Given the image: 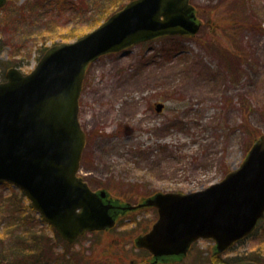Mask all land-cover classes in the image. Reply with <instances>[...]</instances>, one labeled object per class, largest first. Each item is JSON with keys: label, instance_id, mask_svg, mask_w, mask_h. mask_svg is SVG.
<instances>
[{"label": "rangeland", "instance_id": "374dc122", "mask_svg": "<svg viewBox=\"0 0 264 264\" xmlns=\"http://www.w3.org/2000/svg\"><path fill=\"white\" fill-rule=\"evenodd\" d=\"M219 1L191 0L201 22L194 37L155 38L103 54L87 66L78 111L86 144L78 174L93 189L105 188L111 199L131 203L157 191L200 190L238 167L264 134V0H249V14L260 28L233 26L229 35L241 53L230 60L199 40L217 13L224 14ZM126 2L7 0L0 8V80L11 66L29 72L49 45L93 30ZM215 30L214 41L231 46L223 30ZM157 102L164 103L159 112ZM30 206L19 188L0 183L2 264L30 260L26 239H18L23 231L24 237L41 236L45 248L36 264L147 260L134 238L155 219L153 208L123 214L111 232H88L66 245ZM213 246L212 239H199L176 264H214ZM219 256L256 257L264 264V219Z\"/></svg>", "mask_w": 264, "mask_h": 264}, {"label": "water", "instance_id": "95a60500", "mask_svg": "<svg viewBox=\"0 0 264 264\" xmlns=\"http://www.w3.org/2000/svg\"><path fill=\"white\" fill-rule=\"evenodd\" d=\"M199 27L190 0H131L77 39L49 46L29 73L7 70L0 82V182L21 188L62 239L71 243L87 230L108 229L125 209L155 206L158 218L134 243L157 264L184 256L200 237L213 238L223 251L264 215V134L222 180L187 193L156 192L136 206L116 204L76 176L85 144L78 98L86 65L156 36L194 35Z\"/></svg>", "mask_w": 264, "mask_h": 264}, {"label": "trees", "instance_id": "16d2710c", "mask_svg": "<svg viewBox=\"0 0 264 264\" xmlns=\"http://www.w3.org/2000/svg\"><path fill=\"white\" fill-rule=\"evenodd\" d=\"M222 3L223 6V12L224 14L221 13H217L218 19L220 21H217L218 19L214 20V24L212 23L211 25H208V29L210 27V30H206L207 31V38L203 37V40L199 38V40H201L202 44L204 45L209 51H211L212 53L221 56V58L227 60L230 58L234 59L235 58V54H239L241 52L238 51L237 46H235L233 44L232 38L229 34L232 35L233 33V26L234 27H243L244 25H246V23H248L251 27L254 28H260L259 24H257L256 20H253V16L251 14H249V10H250V4H249V0H220L218 3L219 5ZM237 23V24H234ZM234 24V25H233ZM221 28L222 31V36L228 39V41L231 43L230 45L227 46H220L219 44H217L213 37H217L216 35V30L217 28H219L218 26ZM206 26V25H205ZM215 28V29H214ZM176 37H181V36H167V38H176ZM206 41V42H205ZM29 231V230H28ZM26 232H22L21 234H18V239L20 241H23V239H26V243L27 244V249H29L26 252V257H30V260L28 261L27 264H36L37 263V259L39 258V256L41 255L43 249L45 247H43L41 244V236L38 235L36 236L35 234H32V236L30 235V232H27L28 236H25ZM58 238V237H57ZM30 244H34L35 247L34 248H28L30 246ZM67 245V244H66ZM65 245V248H66ZM21 249L23 250V247H21ZM144 253H146V251H142ZM66 255V253H64ZM59 257V256H58ZM57 257V258H58ZM25 259V258H23ZM252 259H254L257 263L258 259L256 257H252ZM54 262V261H53ZM56 262V261H55ZM18 263L19 262H15ZM64 263L67 264H73L69 262V260H65ZM26 264V263H23ZM54 264H58L57 262ZM63 264V263H61Z\"/></svg>", "mask_w": 264, "mask_h": 264}]
</instances>
